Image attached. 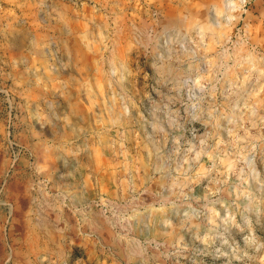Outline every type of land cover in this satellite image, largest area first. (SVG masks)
Masks as SVG:
<instances>
[{"label": "clouds", "instance_id": "9594fccd", "mask_svg": "<svg viewBox=\"0 0 264 264\" xmlns=\"http://www.w3.org/2000/svg\"><path fill=\"white\" fill-rule=\"evenodd\" d=\"M251 2L173 0L171 17L152 11L128 26L121 54L124 10L97 0L102 22L86 17L79 34L94 57L85 73L67 39V7L35 0L43 34L26 35L12 62L31 71L27 56H40L52 75L34 87L58 82L43 107H26L43 159L30 165L25 221L54 245L38 249L35 264H69L60 245L73 231L114 264H264V52L250 43L248 23L238 27ZM73 90L87 116L72 105ZM97 155L113 190L93 198L84 175L99 189ZM0 206L11 217L14 206ZM5 256L12 264L10 246Z\"/></svg>", "mask_w": 264, "mask_h": 264}, {"label": "rangeland", "instance_id": "374dc122", "mask_svg": "<svg viewBox=\"0 0 264 264\" xmlns=\"http://www.w3.org/2000/svg\"><path fill=\"white\" fill-rule=\"evenodd\" d=\"M68 9V19L73 35L68 37L69 46L80 60V68L87 73L88 66L93 63V55L83 48L79 34L83 32L86 23L85 18L96 16L97 22H102L105 10L93 12L98 7L97 0H58ZM123 8L121 25L123 28L121 54L124 51V42L130 36L131 23H143L149 20L152 11L162 12L171 17L175 13L173 0H152L147 4L146 0H119ZM110 11V10H109ZM245 23L250 25V43L264 52V0H252L248 5V14L238 25L243 27ZM59 27L53 25L50 34H59ZM29 33L42 35L39 24V13L35 0H0V187L4 192L0 193V199L14 206L11 217L7 207L0 206V257L11 248L13 255L12 264H27L31 259L35 264L38 249L42 247H54L47 241L33 236L29 232L25 221L28 200L27 192L30 165L37 157L43 159L41 148L35 144L34 138L27 129L29 103L33 106L43 107L41 97H48L57 92L58 82L52 80L45 83L42 89L34 87L37 76L50 77L52 73L48 69V62L40 56H27V68L24 65L13 66V61L24 54L25 36ZM7 36V39H5ZM72 105L77 102L80 109L87 116L89 105L86 98L81 97L77 90H73ZM61 103L65 104L64 98ZM91 120V117H88ZM20 158L16 159L15 154ZM110 155V154H109ZM95 169L101 181L97 189L96 178L91 172L85 170L84 179L90 185V193L93 198L97 190L111 193V172L109 163L103 156L97 155L94 163ZM7 181V183H5ZM200 189H197V193ZM67 211V210H66ZM69 219L74 224L75 220ZM67 245L60 247L70 252L69 264L81 257L86 264H114L111 258H106L98 246L90 242H82L76 236L75 231L70 232ZM105 237L107 234H104ZM83 245V246H82ZM3 264V260H0ZM206 264H213L207 259ZM222 264V262H217Z\"/></svg>", "mask_w": 264, "mask_h": 264}]
</instances>
